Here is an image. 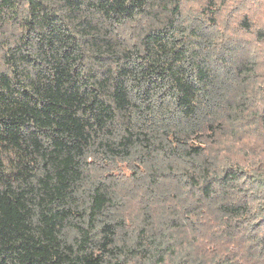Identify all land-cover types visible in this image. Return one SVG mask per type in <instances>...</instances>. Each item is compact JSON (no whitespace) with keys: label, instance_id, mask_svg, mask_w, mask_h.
<instances>
[{"label":"trees","instance_id":"trees-1","mask_svg":"<svg viewBox=\"0 0 264 264\" xmlns=\"http://www.w3.org/2000/svg\"><path fill=\"white\" fill-rule=\"evenodd\" d=\"M0 264H264V0H0Z\"/></svg>","mask_w":264,"mask_h":264}]
</instances>
